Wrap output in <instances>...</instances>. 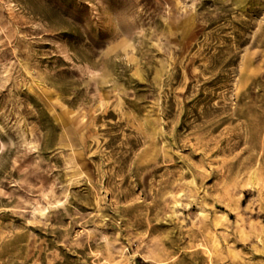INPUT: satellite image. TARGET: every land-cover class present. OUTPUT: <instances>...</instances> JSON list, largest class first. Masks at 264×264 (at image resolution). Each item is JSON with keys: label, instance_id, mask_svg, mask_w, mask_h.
<instances>
[{"label": "rangeland", "instance_id": "1", "mask_svg": "<svg viewBox=\"0 0 264 264\" xmlns=\"http://www.w3.org/2000/svg\"><path fill=\"white\" fill-rule=\"evenodd\" d=\"M0 264H264V0H0Z\"/></svg>", "mask_w": 264, "mask_h": 264}, {"label": "trees", "instance_id": "2", "mask_svg": "<svg viewBox=\"0 0 264 264\" xmlns=\"http://www.w3.org/2000/svg\"><path fill=\"white\" fill-rule=\"evenodd\" d=\"M142 261V260H141Z\"/></svg>", "mask_w": 264, "mask_h": 264}]
</instances>
